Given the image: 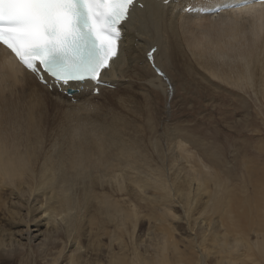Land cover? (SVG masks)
Segmentation results:
<instances>
[{
	"label": "bare ground",
	"instance_id": "obj_1",
	"mask_svg": "<svg viewBox=\"0 0 264 264\" xmlns=\"http://www.w3.org/2000/svg\"><path fill=\"white\" fill-rule=\"evenodd\" d=\"M140 2L123 27L119 58L103 73L112 90L100 87L97 96L89 85L70 98L49 92L23 69L13 71L0 48V264H264V167L250 160L237 179L227 167L232 146L229 162L216 140L203 143L181 125L171 133L148 107L149 97H167L175 80L198 83L195 73L217 89L214 80L254 85L264 97V6L230 8L209 21L208 14H186L185 0L166 7L163 0ZM151 48L168 81L147 65ZM186 147H199V154L188 155ZM180 164L193 173L181 175L187 167ZM166 190L185 194L167 205ZM179 216L183 233L170 222ZM34 218L50 227L39 235V249L28 229L42 226ZM18 223L28 232L24 253L7 249ZM67 245L75 246L70 255Z\"/></svg>",
	"mask_w": 264,
	"mask_h": 264
},
{
	"label": "snow or ice",
	"instance_id": "obj_2",
	"mask_svg": "<svg viewBox=\"0 0 264 264\" xmlns=\"http://www.w3.org/2000/svg\"><path fill=\"white\" fill-rule=\"evenodd\" d=\"M138 0H0V46L5 48L8 65L31 73L49 90L68 93L73 89L99 94L103 72L119 58L123 25L128 22ZM170 0H163L166 7ZM264 0L215 3L199 6L185 0L186 14H211L230 8L248 7ZM143 7V5H141ZM151 49L147 59L155 67ZM15 62L13 64L12 62Z\"/></svg>",
	"mask_w": 264,
	"mask_h": 264
},
{
	"label": "rangeland",
	"instance_id": "obj_3",
	"mask_svg": "<svg viewBox=\"0 0 264 264\" xmlns=\"http://www.w3.org/2000/svg\"><path fill=\"white\" fill-rule=\"evenodd\" d=\"M218 16L219 14H216L214 17L209 16V21L217 20L216 17ZM135 44L136 43H134V46ZM192 65L195 68L197 67L195 64H193V62ZM157 68L161 70L160 67ZM198 68L199 67H197L196 69L197 71H200H198L200 74L202 73L208 76L206 73H204V71ZM195 74L198 77V79H196L199 80L198 83L195 84L187 78H185V80L182 79L178 83L175 80V85L172 84V86L170 85L168 87L169 94L167 95V97L165 93H158V95H160L158 97V100H156L155 97H149L151 101L148 107L150 109L151 115H153L156 119L161 120L160 123L163 124L162 126H164L166 130L170 131L171 133H174L172 126L181 125V129L193 134L196 138H199L203 143H211L212 141L216 140L214 142L218 143L219 147L222 149L224 157L226 156L225 159L229 162H231L230 160L234 153V163L229 164L227 167L228 170H230V172L232 173V175L237 179H241L242 171L245 165H247L248 161L250 160L256 162L254 163L255 167H264V153L261 152V148L264 147V97H259L258 95H256L257 87H255L254 85H245L242 89H239L230 85H225V83H222L220 81L214 80L221 87L217 89L216 87L208 85L207 83L205 84V80L202 77V80L199 78V76L201 75L197 73ZM165 77L168 81L169 77L166 75ZM156 78L159 79V77ZM231 79L234 80L233 78ZM117 81L119 83H122L127 82L128 80L120 81L119 79H117ZM202 82L204 84H200ZM202 87H204L205 90H202ZM206 89L208 90V95L207 92H205ZM106 90L110 91L112 90V88H106ZM228 90H232L240 94V99H238L236 95H233V93L229 92ZM209 91L216 93V95H212ZM141 92L142 91H138V95H143V92ZM96 102H99L101 104V98L99 97ZM135 116L138 117L139 115L137 114ZM162 120L165 121L162 122ZM187 137L189 140L191 139V136ZM193 145L195 146L196 144L193 143ZM229 145L232 146L233 153L231 152L232 149ZM186 151L187 154L192 157L194 155L197 156L199 154V147H186ZM169 154V150H166V155ZM179 166H183L184 168L187 167L186 169L181 170V175L186 176L188 170V172L193 173L191 169H188L189 165L180 164ZM163 168L164 167H162V170ZM178 168V170H180L181 167ZM129 172L131 174L134 173L133 171ZM222 177L225 178V175L223 174ZM248 190L249 192H251L250 185L248 186ZM184 194L185 192L181 194L175 192L173 193L169 190H166L165 196L171 197H167L164 202L168 205V203H171L173 200L172 196H174L175 201H177L181 198V196H184ZM144 195L148 196L151 195V193L145 191ZM118 197L122 199V196ZM139 197L140 196H133L135 200H137ZM141 206L143 208L137 206V212L140 215H143L142 211L146 212L147 210L145 209L144 205ZM25 213V207H23L20 215H24ZM179 218H181V216L174 217V219H171L170 222L174 225L176 224V227H178L183 233L184 229H186V221L183 218L182 220H178ZM34 219L36 220L35 222H40L42 226L36 228L34 226H29L28 229L30 231V237H33L31 240L32 247L34 249H39L41 242L44 240L43 237L39 235L50 227L48 225H45V222L42 221L43 219ZM198 224L200 226H204V222H200ZM179 225H181V227H179ZM146 227L147 224H145L144 228H141L142 231L138 233V235H144L141 238V240L143 241L142 247L144 246V244H148L144 242L147 238ZM36 230L38 232H36ZM11 232L13 234V239H15L16 242L9 243L7 249H18L22 253H24L25 250L28 249V246H26L27 242L25 240L26 236L28 235V232L25 231L22 223H18L12 229ZM175 235L178 236L179 232L176 231ZM183 236L188 237V234ZM193 237L194 232H192V235H190V238ZM79 240L82 242V244L79 245L81 254L83 256L82 260L86 261L89 251V247L87 246L86 241L87 239L85 237H82ZM74 248L75 246L69 248V245H67L65 253L67 255H70L71 252L67 253V250L69 249V251H72Z\"/></svg>",
	"mask_w": 264,
	"mask_h": 264
}]
</instances>
